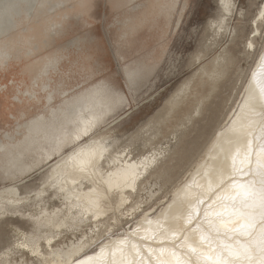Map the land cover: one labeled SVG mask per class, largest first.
Wrapping results in <instances>:
<instances>
[{
    "label": "bare ground",
    "instance_id": "obj_1",
    "mask_svg": "<svg viewBox=\"0 0 264 264\" xmlns=\"http://www.w3.org/2000/svg\"><path fill=\"white\" fill-rule=\"evenodd\" d=\"M46 1L39 3L41 10L34 8L26 24L25 31L29 33L24 39L28 40V51L22 59L24 68L13 72L9 81L0 85V178L11 179L0 188V228L5 226L13 232L4 242L0 239V264H264V226L263 233H257L250 241L233 238L235 235L231 234L237 227L247 229L249 223L264 215L258 195L254 199L244 196L246 189L258 193L264 184V42L261 47L256 42L263 34L261 17L254 19L255 34L249 38V47L258 55L236 113L211 136L187 178L159 211L143 210L128 232L105 238L92 248L102 228L111 225L110 219L119 222L117 212H122L123 206L164 170L170 154L166 153L168 148H156L147 155L136 147L120 148L119 136L110 133L123 114L110 118L128 100H113L110 81L106 85L99 78V68H106L98 66L99 58L96 66L88 58L83 64L80 53L82 39L86 38H75L48 53V39L61 28L49 25L53 18L49 13L60 6L59 1L54 8L49 3V9L43 8L48 5ZM131 1L110 0L109 4L114 11L124 9V16ZM62 2L70 3L74 16L82 13L87 19H94L97 0ZM218 2L220 15L213 20L216 32H233L231 23L239 10L237 0ZM261 13L264 18V10ZM68 14L60 12L55 20L63 25ZM119 16L113 22L121 24ZM89 44L95 50L100 47L96 40H89ZM17 48L13 44L11 61L20 59ZM42 48H46L43 53ZM224 57L215 61L220 66L202 68L203 73L218 81V74H224L219 71L227 65ZM80 63L83 65L79 66ZM191 82L185 81L166 101L163 116L158 120L152 117L141 129L168 120ZM69 145L73 147L66 151ZM44 146V154L22 163L18 173H13V164L7 163L10 153L14 155L11 160H17V155L34 153L32 149ZM54 155L58 157L55 162ZM47 168L48 175L41 187L31 190L26 186ZM248 174L253 175H249L251 179H247ZM205 212L213 215L210 223L205 221L206 225L213 226L212 230L222 236L212 238L215 234L211 237L210 233L214 231L194 222ZM257 224L262 226V222ZM83 225L95 226L93 234H84L86 238L82 236L64 246L63 233ZM2 233L5 232L0 230Z\"/></svg>",
    "mask_w": 264,
    "mask_h": 264
},
{
    "label": "rangeland",
    "instance_id": "obj_2",
    "mask_svg": "<svg viewBox=\"0 0 264 264\" xmlns=\"http://www.w3.org/2000/svg\"><path fill=\"white\" fill-rule=\"evenodd\" d=\"M58 1L60 6L55 7ZM152 1L153 0H136V3L131 5V8L135 7L137 11L132 12L133 14L129 15L130 17L125 16L122 18V24L112 29V37H110L112 38V43H110L109 40L108 28L109 24L113 22L115 12H113L107 0H97L93 10L95 22L92 27L80 28L82 33L92 30L94 35L103 39L107 49L104 51L105 53H100L98 58L101 63L99 61L98 66H102L104 69V63L109 65V73L115 77V87L117 91L125 95L128 99L127 104L125 103V106L118 107V109H120H117L111 116L110 119L123 114V117L111 127L110 135L115 134L114 136H119L120 148L126 146L136 147L138 148V152L144 151L145 155L150 154L156 148H168L166 153L170 154L167 162L164 164V170H161L162 172L159 173L153 179L152 183H150L145 190L141 191L134 200L128 201L127 204L123 206L124 209L122 212H117V215L119 214V222L113 218L110 219L109 222L111 225H105L102 228L100 236L93 241L92 248L98 247L100 242L105 238L118 236V234L122 232H128L129 229L134 227V223L140 219L143 210L144 212L147 211L152 213L159 211L162 206L169 201L173 195V190L182 184L187 178L189 171L200 158L203 153V148L206 143H208L211 136L219 127L229 121L233 116L232 114L236 113L238 105H240L243 99V92H245L244 86H246L245 84L248 80L247 77H249L254 67V61L256 60H254V58L258 55L257 53H253L254 50H252V47H249V38L253 37L255 34V31H253L255 29V18L258 19L261 17L263 30L262 36H258L256 40L257 45L261 47L264 42V18L261 13V11L264 10V0H237L239 10L237 16L233 18V23H231L235 30L231 32L222 29L219 33L216 32L213 23V20L217 19L220 15L218 0H189L185 11L178 15V12H180L182 8L179 6V11L175 14L174 18L171 19L172 25L169 28V35L164 39L163 48H161L160 45L157 46L156 52L160 57L156 61L155 67L152 71L145 70L141 77L142 80L137 78L131 80L127 78L118 57H116L117 55H115V49L122 44H117L114 39L116 37V39H118V37L123 38L125 35L127 37L129 34H132L130 30L131 28L133 29L136 24L135 15L140 10L139 5L142 6L143 3L146 2L145 8H151L152 5H156V2L152 4ZM184 1L185 0H183L182 3H184ZM41 2H45V0L0 1V85L7 83L13 72L21 71V69L24 68L23 60H25V54L28 51L26 46L28 40L25 42L24 39L25 35L29 33L25 31L26 24L31 20L34 8L36 9L37 6L39 9V3ZM46 2H48V5H44L43 8L49 9V3H52L53 8L55 7V9H53L54 11L49 13L53 18L56 17L60 9L70 5V3L64 4L62 0H47ZM240 8L243 9L242 13L240 12ZM177 20H180V23L176 26ZM32 21H30V24ZM34 23H38V21ZM135 35H138V29ZM72 37L73 36L69 38ZM13 44L18 47L17 51L19 53L17 54L20 55V59L15 58L11 61L10 57ZM155 44L156 43L153 42L152 45ZM138 51L139 49L134 50V52L130 54L132 55L131 57L136 56ZM219 56H225L224 58L227 61L224 64L227 63V65L224 67L222 66L219 72L223 70L224 74L222 73L223 75H221L219 73L217 81L208 78V76L203 73L202 68L211 70L215 65L220 66V64L215 63ZM219 75H221V77H219ZM190 79L192 82L190 83V88L187 90L188 92L182 93L179 97L181 100L180 106L171 113L168 120L166 119L155 125L153 122L152 126H148L149 128L146 126L141 129L152 117L158 120L163 116L165 113L164 106L168 102V99L178 91L185 81H189ZM128 106H131L130 110H127ZM157 113L158 116L155 115ZM137 133H139V135L135 137ZM71 147L73 146L69 145L65 150L69 151ZM45 148L47 147H35L32 149L35 150L34 153H27L22 156L17 155V160H11L14 155H10L12 154L10 153L7 158V163L8 165L13 164V173H18L19 165L39 158L44 154ZM56 156L57 155H54L53 162L58 160ZM15 162H17L16 165H14ZM48 171V168L42 170L34 179L26 183V186H30L29 188L31 190L32 188L34 190L41 187V184L48 175ZM249 175L251 178L253 176L248 174L247 179H251ZM19 177L18 175V178ZM10 181L11 179L8 178H0V188L9 184ZM132 204H134V208ZM210 214L211 212H205L203 214L204 216L206 215L205 217L202 215L200 216V220H195L194 222H199L201 226L203 225L206 229L209 228V230L214 231V229L212 230L213 226L208 227L206 225L207 222H211V216L213 215ZM203 217L206 220H203ZM261 217L262 219L260 218V220L254 221L256 226L254 222H251L249 223L251 226L245 230L243 227L239 228V230L237 229L238 227L234 229L232 232L235 234L231 233L235 235L233 238L241 237L242 240L246 238L244 241L249 238L247 241H250L252 237L254 238L256 235L262 234L264 215ZM252 218L257 219L254 215ZM261 222L262 226L261 224H257ZM242 224L240 226H242ZM253 225L255 226L254 228H252ZM93 229H95V226L92 225H83L76 230L67 229L68 233L66 231L65 234L63 233L61 239L62 244L67 246L73 241L76 242L82 236L86 238L84 234L90 236V234H93L91 233ZM240 229H243V231ZM0 230L5 232L0 234V239L3 240V242L13 234V232H10L5 226H2ZM209 230L206 231L210 233ZM242 232L245 233V235ZM217 233L218 232L215 231L214 233L211 232L210 236L212 237L214 234L212 238H215L217 235L222 236L220 233ZM1 246L2 244H0V247ZM204 258L206 259L207 256H204ZM207 262H210L209 259H207Z\"/></svg>",
    "mask_w": 264,
    "mask_h": 264
},
{
    "label": "flooded vegetation",
    "instance_id": "obj_3",
    "mask_svg": "<svg viewBox=\"0 0 264 264\" xmlns=\"http://www.w3.org/2000/svg\"><path fill=\"white\" fill-rule=\"evenodd\" d=\"M153 0L152 4L155 3L156 5H152L151 8H145L146 2L143 5H139V12L136 13V24L134 28L130 30L132 34H129L127 37L126 35L123 36L125 39L118 38L119 45L115 55L118 57L120 64L127 76V78L134 80V79H141L142 75L144 74L145 70L152 71V69L156 65V61L159 59L160 56L157 55V46L160 45L163 48L164 39L169 35V28L172 25L171 19L174 18L175 14L179 11V6H181L179 14H182L188 6V1L185 0ZM110 3V0H108ZM136 3V0H132L128 2L127 6V13L126 15H131L132 12H136V8H131V5ZM112 9V5L109 4ZM138 6V5H136ZM180 20H177L176 26L179 25ZM140 26V27H139ZM138 29V35H135V32ZM156 43L155 45H152ZM152 43V44H151ZM96 46V45H95ZM139 49L138 54L134 57H131V53L134 50ZM129 51V52H128ZM109 68L106 66L104 70L99 68V78L104 84H110L113 87V93L111 94L113 100L117 98H126L125 95L117 91L115 87V77L112 76L108 71Z\"/></svg>",
    "mask_w": 264,
    "mask_h": 264
},
{
    "label": "crops",
    "instance_id": "obj_4",
    "mask_svg": "<svg viewBox=\"0 0 264 264\" xmlns=\"http://www.w3.org/2000/svg\"><path fill=\"white\" fill-rule=\"evenodd\" d=\"M107 2H108V0H107ZM69 6H71V5H69ZM69 6L68 7H66V8H62V9H60L59 11H58V17L57 18H59L60 16H59V14H60V12H63V13H69L68 15V17H66V19L64 20V23H63V25L61 24V22H58V21H56L55 20V18H52V19H50L49 20V22H50V27H54V26H57V27H60L61 28V30L56 34V35H54V36H51L49 39H48V42L51 44V49L50 50H48V53H50L52 50L53 51H57L58 49H61L62 48V46L64 45V46H66L67 45V43H69V42H71L73 39H80L81 40V38H86V39H82V44H83V48H82V52L80 53V57L81 58H83V64H84V62H85V60H86V58H88L89 60V62H92V65L94 64V66H96L97 65V61H96V58H98L99 56H100V53H105L104 51H106V45L104 44V41H103V39L101 38V37H99V36H97V35H94L93 33H92V30H89V31H86V32H84V33H82L81 32V29L80 28H83V27H86V28H91L92 27V25H93V23L95 22V19H93V20H89V19H87V17H86V15L84 16V15H82V13H79L78 14V16H74L73 14H72V10L71 9H69ZM66 9V10H65ZM63 10V11H62ZM68 10V11H67ZM65 11V12H64ZM123 11H124V9H122V10H119V11H114L113 10V12H115V14H114V19H113V21L115 20V17L117 16V15H120V16H122L124 13H123ZM56 14V15H57ZM119 16V17H120ZM122 17H125V15L124 16H122ZM122 17H120V18H117L118 20H122ZM127 17V16H126ZM80 18V19H79ZM116 19V20H117ZM54 22V23H53ZM115 24V25H114ZM121 24H122V22H121ZM121 24H119V23H117V21H115V22H111L110 24H109V28H108V36H109V40H110V43H112L113 41H112V38H110V37H112L111 36V34H112V29L113 28H115L116 26H119V25H121ZM59 25H61V26H59ZM74 27H76L77 28V30L76 31H74ZM79 29H80V32H79ZM60 32H62V33H60ZM77 32H79L78 34H76ZM51 34V33H50ZM54 34V33H53ZM52 34V35H53ZM63 34V35H62ZM71 36H73L72 38H69V37H71ZM122 36V35H121ZM92 37V38H91ZM117 38V37H116ZM114 39L115 40V42L117 43L118 42V39ZM119 38V37H118ZM88 39V41L86 42V40ZM121 40L123 39V38H120ZM45 40H47V34H44V36H43V39H42V41H43V44H45ZM89 40H93V41H97V43H98V45L100 46L98 49H92L91 47V45L89 44ZM93 43V42H92ZM91 43V44H92ZM118 44V43H117ZM43 46V45H42ZM63 46V47H64ZM46 51V48H42L41 49V51L40 52H45ZM75 54V53H74ZM96 63V64H95ZM83 64H79V66H81V65H83ZM85 65V64H84ZM103 66L105 67V66H107V67H109V65L107 64V63H104L103 64ZM90 68H87V70H89ZM109 71V70H108Z\"/></svg>",
    "mask_w": 264,
    "mask_h": 264
},
{
    "label": "snow or ice",
    "instance_id": "obj_5",
    "mask_svg": "<svg viewBox=\"0 0 264 264\" xmlns=\"http://www.w3.org/2000/svg\"><path fill=\"white\" fill-rule=\"evenodd\" d=\"M257 195L259 196L262 207H264V184H262L258 193L251 188L246 189L244 192V196L247 199H254V198H256ZM248 227H250V225Z\"/></svg>",
    "mask_w": 264,
    "mask_h": 264
}]
</instances>
